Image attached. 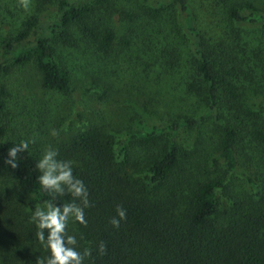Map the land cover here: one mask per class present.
<instances>
[{"label":"trees","instance_id":"obj_1","mask_svg":"<svg viewBox=\"0 0 264 264\" xmlns=\"http://www.w3.org/2000/svg\"><path fill=\"white\" fill-rule=\"evenodd\" d=\"M109 1L92 0L89 6L56 0L52 20L38 22L30 16L22 30L0 45V176L14 180L31 209L43 207L46 201L60 206L73 198L68 193H48L41 187L36 168L40 158L29 148L18 154L16 168L5 163L8 149L21 141L5 138L3 79L15 67L31 64L39 73L42 88L70 92L69 73L58 63L54 43L58 39L68 41L72 26L81 24L82 38L94 54L106 57L113 53V29L86 19L92 10L106 9ZM171 5L191 38L193 57L187 62L190 78L186 88L198 97L201 94L203 113L160 126L141 125L137 120L135 126L142 131L127 134L122 142H114L102 128L86 125L55 148L58 159L72 161L73 175L83 181L89 193L91 206L84 209L87 224L75 221L91 249L85 264H264V130L254 119L247 122L254 112L239 108L237 103L238 88L232 80L235 60L222 52L219 59L211 56L210 44L193 24L188 0H156L155 6L137 9L132 16L145 30L150 17L155 20ZM226 15L238 24H259L264 31V13L251 3H246L243 11L228 6ZM30 33L32 39L28 38ZM122 40L127 43L124 37ZM220 101L226 103L231 120L219 113ZM207 116L218 129V154L212 158V165L224 160L228 172L246 181L252 194L246 202H234L220 194L225 186L223 177L192 183L185 189L176 180L170 181L181 155L174 139L178 129L196 126ZM166 132L169 138L134 176L122 159L126 143L135 138L149 145ZM240 155L244 170L239 168ZM219 196L229 204L220 213ZM117 205L126 210L119 228L109 223L117 216ZM217 216H222L223 222ZM101 241L107 248L104 255L98 252ZM45 254L49 255L46 249Z\"/></svg>","mask_w":264,"mask_h":264},{"label":"rangeland","instance_id":"obj_2","mask_svg":"<svg viewBox=\"0 0 264 264\" xmlns=\"http://www.w3.org/2000/svg\"><path fill=\"white\" fill-rule=\"evenodd\" d=\"M74 1L92 5V0ZM155 1L110 0L106 9L92 10L87 21L109 26L114 32L115 51L106 57L94 54L92 47L86 45L81 24L72 26L68 41L56 40L55 57L69 73L68 93L42 88L39 73L31 64L17 66L6 74L2 111L5 138H35L28 148L41 159L46 148H57L86 125L102 128L114 142H122L127 134L142 131L135 126L137 120L141 125L160 126L201 115V94L198 97L186 88L190 78L187 62L193 55L190 35L181 24L178 11L173 5L167 7L155 20L148 18L145 30L139 28L140 20L132 16L137 9L155 6ZM188 2L193 24L199 36L210 44L211 56L219 59L222 52L235 60L232 80L238 88L239 108L253 111L254 116L249 115L247 122L254 119L264 130V31L259 24H238L226 15L228 6L243 11L246 3L264 13V0ZM55 3L56 0H30L26 10L20 0H0V45L22 30L23 22L30 16L38 22L52 20ZM33 37L31 33L28 36ZM218 110L229 118L224 101H220ZM53 129L58 136L51 135ZM168 138L166 132L149 145L135 138L128 141L122 156L127 168L138 171ZM174 139L181 155L170 181L176 180L185 189L192 183L223 177L221 195L234 202L251 199L246 181L228 172L224 160L212 165V158L218 154V129L210 116L196 126L179 128ZM241 158L240 155V165ZM239 168L244 170L243 165ZM218 202L219 213L228 209L224 198L219 196ZM35 209L28 207L12 178L0 176V264H35L37 257H46L36 236L38 229L30 220ZM217 219L223 222L222 216ZM67 234L76 237L78 251L88 248L74 219L68 222Z\"/></svg>","mask_w":264,"mask_h":264},{"label":"clouds","instance_id":"obj_3","mask_svg":"<svg viewBox=\"0 0 264 264\" xmlns=\"http://www.w3.org/2000/svg\"><path fill=\"white\" fill-rule=\"evenodd\" d=\"M24 9H29L30 0H20ZM51 135L58 136L57 130H51ZM29 143H35V138L21 141L18 145L8 149L5 163L16 168L18 154L28 149ZM57 149L49 146L44 151L42 158L37 162L36 168L40 175L37 177L41 187L48 193L63 196L70 194V202L57 206L53 201H46L43 207H36L30 220L36 225L37 239L48 251L47 257H37L35 264H84L86 257L91 256V249L85 248L83 252L77 250V239L67 234L70 219L86 225L84 209L91 206L88 199L89 193L83 181L76 178L72 171V161L58 159ZM79 200V203L76 201ZM117 216L110 218L109 223L119 228L121 220L126 219V210L117 205ZM118 217V218H117ZM45 230L47 236H45ZM106 244L101 241L98 252L106 254Z\"/></svg>","mask_w":264,"mask_h":264}]
</instances>
